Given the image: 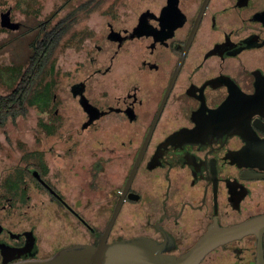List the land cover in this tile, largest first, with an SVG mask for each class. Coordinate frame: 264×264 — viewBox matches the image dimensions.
Instances as JSON below:
<instances>
[{
	"label": "flooded vegetation",
	"instance_id": "obj_1",
	"mask_svg": "<svg viewBox=\"0 0 264 264\" xmlns=\"http://www.w3.org/2000/svg\"><path fill=\"white\" fill-rule=\"evenodd\" d=\"M116 11L81 78L53 93L54 123L0 142V264L98 243L121 196L107 242L146 236L179 255L230 228L196 264H264V0H157L127 24ZM103 123L112 139L93 134ZM51 219L74 234L42 246Z\"/></svg>",
	"mask_w": 264,
	"mask_h": 264
},
{
	"label": "rangeland",
	"instance_id": "obj_2",
	"mask_svg": "<svg viewBox=\"0 0 264 264\" xmlns=\"http://www.w3.org/2000/svg\"><path fill=\"white\" fill-rule=\"evenodd\" d=\"M154 2L157 0H0V16L1 12L8 9L11 20L19 24L16 29H0L1 93H8L18 81L31 56V43L36 38H41L40 24L44 21L53 25L62 19L69 24L66 36L53 48L43 73L36 81L26 113L8 120L3 128L0 127V142H3L4 136L8 141L7 144L30 141L33 131L36 135L40 134L38 131L40 121L50 120L54 123L58 114L54 113L56 103L52 102L53 93L55 92L56 96L65 93L69 82L81 78L85 65L83 62L86 53L85 44L88 39L98 40L96 37L99 33L95 30L105 29L108 14L114 12L116 8V14L112 16L113 20L116 22L123 20L127 24L131 18L133 20L138 6L143 9L153 6ZM34 9H38L37 13ZM70 105L71 103H68L64 109L73 114L75 105ZM42 109L47 110L43 115H41ZM93 134L100 140L113 138L111 132L107 130L106 123H103L102 128L93 130ZM50 138L53 139V136L50 135ZM37 141L36 137V144ZM127 217L128 213L125 211L124 221ZM42 226L44 233L39 238L42 246L54 238L57 230L64 234H74L57 219L48 220ZM76 226L75 232L77 238H80L79 231L83 235L84 229L80 225Z\"/></svg>",
	"mask_w": 264,
	"mask_h": 264
},
{
	"label": "water",
	"instance_id": "obj_3",
	"mask_svg": "<svg viewBox=\"0 0 264 264\" xmlns=\"http://www.w3.org/2000/svg\"><path fill=\"white\" fill-rule=\"evenodd\" d=\"M9 12L10 11L8 9L1 12V27L6 29H16L19 27V24L11 20ZM183 52L184 51H182L180 61L183 56ZM178 66L179 63L176 66L175 71L177 70ZM171 83L172 80L170 81L166 90L164 99L167 92L169 91ZM164 99L162 100L157 115L148 131L145 142L138 157L136 158L126 184H128L132 178V175L139 162L141 152L143 151V147L145 146L149 134L151 133ZM121 202L122 196L118 200L113 214L104 232L100 236L98 243L72 244L58 249L55 253L45 258L27 259L10 264H196L208 249L212 248L226 237H230L232 235L233 230L230 228L224 229L222 232L216 229H211L209 232L205 233L192 247L179 255H172L164 252V243L157 242L146 236H135L107 242L106 239L108 232L112 226L114 217L120 208Z\"/></svg>",
	"mask_w": 264,
	"mask_h": 264
},
{
	"label": "trees",
	"instance_id": "obj_4",
	"mask_svg": "<svg viewBox=\"0 0 264 264\" xmlns=\"http://www.w3.org/2000/svg\"><path fill=\"white\" fill-rule=\"evenodd\" d=\"M37 10L34 9L36 13ZM40 26L41 38L38 37L31 43V56L20 73L18 81L8 93L0 92V121L2 122L6 118L15 119L26 113L30 105V95L38 77L43 73L53 48L66 36L69 29L65 19L53 25L43 21ZM0 29L5 28L0 27Z\"/></svg>",
	"mask_w": 264,
	"mask_h": 264
}]
</instances>
